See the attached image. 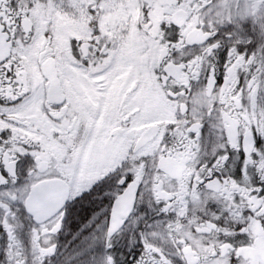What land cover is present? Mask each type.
Wrapping results in <instances>:
<instances>
[{"label":"snow or ice","instance_id":"1","mask_svg":"<svg viewBox=\"0 0 264 264\" xmlns=\"http://www.w3.org/2000/svg\"><path fill=\"white\" fill-rule=\"evenodd\" d=\"M0 264H264V0H0Z\"/></svg>","mask_w":264,"mask_h":264}]
</instances>
